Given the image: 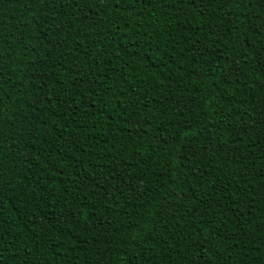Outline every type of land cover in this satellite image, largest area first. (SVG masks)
<instances>
[{
    "label": "trees",
    "instance_id": "trees-1",
    "mask_svg": "<svg viewBox=\"0 0 264 264\" xmlns=\"http://www.w3.org/2000/svg\"><path fill=\"white\" fill-rule=\"evenodd\" d=\"M0 264H264V0H0Z\"/></svg>",
    "mask_w": 264,
    "mask_h": 264
},
{
    "label": "snow or ice",
    "instance_id": "snow-or-ice-1",
    "mask_svg": "<svg viewBox=\"0 0 264 264\" xmlns=\"http://www.w3.org/2000/svg\"><path fill=\"white\" fill-rule=\"evenodd\" d=\"M188 3L194 4L195 3V0H188Z\"/></svg>",
    "mask_w": 264,
    "mask_h": 264
}]
</instances>
